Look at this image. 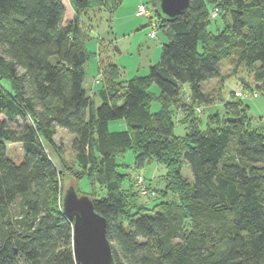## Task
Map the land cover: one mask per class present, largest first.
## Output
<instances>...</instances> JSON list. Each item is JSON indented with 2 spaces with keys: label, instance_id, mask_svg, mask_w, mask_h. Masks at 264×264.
I'll list each match as a JSON object with an SVG mask.
<instances>
[{
  "label": "trees",
  "instance_id": "obj_1",
  "mask_svg": "<svg viewBox=\"0 0 264 264\" xmlns=\"http://www.w3.org/2000/svg\"><path fill=\"white\" fill-rule=\"evenodd\" d=\"M121 2L0 0V264H79L62 211L65 176L91 185L86 194L106 219L112 264H264L262 127L238 97L225 100L223 114H209L204 129L193 116L195 104L211 100L202 82L220 78L224 60L245 66L253 86L241 82L264 96V0H189L172 20L147 0L167 39L158 62L146 75L118 80L119 68L100 58L101 87L92 96L84 87L91 27L81 20L89 10H105L110 20ZM219 13L223 26L209 31ZM177 108L183 135L173 133ZM117 119L125 129L110 130ZM56 128L73 135L77 168L67 175L47 150ZM15 142L20 162L6 153ZM128 150L135 168L164 166L161 189L147 182L158 201H139L134 177L119 170Z\"/></svg>",
  "mask_w": 264,
  "mask_h": 264
},
{
  "label": "rangeland",
  "instance_id": "obj_2",
  "mask_svg": "<svg viewBox=\"0 0 264 264\" xmlns=\"http://www.w3.org/2000/svg\"><path fill=\"white\" fill-rule=\"evenodd\" d=\"M139 2H143L142 4L147 8L150 6L147 0H122L121 4L113 12L110 20L105 10H89L83 16V20H81L83 28H87L88 24L91 27L89 30L90 37L84 42L88 52V58L84 64V87L88 94L93 96V93L97 92L101 87L100 58L104 62L114 63L119 68L118 80H128L135 75H146L149 66L158 62L162 43L166 42L167 39L165 34L157 28V24L149 8L150 16L143 17L135 14ZM220 26H223V18L219 13L216 18H211L207 29L216 32ZM101 44H103V48ZM221 64L222 76L220 78H210L202 82L205 92L211 95V100L209 103H197L194 105V107H200L201 109L200 112H195L193 115L196 120L200 121L199 127L202 129L206 127L209 114L215 112L223 114L225 100L237 99V96L234 94L235 91H244L249 97L242 101L244 105L248 106V113L251 115L252 121L257 126H261L264 133V96L259 91H257V96H251L256 89H253L254 91L247 90V86L241 82L245 81L253 86L252 75L243 65L234 68L235 66L230 60H224ZM181 87L182 99L187 101L188 83L182 84ZM149 90L156 95V98H153L150 104V109L154 112L160 106V102L157 99L159 88L156 84H152ZM176 112L173 114L175 121L173 133L183 135L186 132L185 124L177 119L180 116L178 108ZM125 127L126 124L123 119L111 120L109 122V129L112 131L123 130ZM72 136L65 129L56 128L54 143L52 146L47 147L50 156L58 168H60L61 162L65 163V175L69 171H72L70 167L73 169L77 168L74 162L73 151L70 148ZM6 153L14 161L20 162L23 158L21 143H6ZM118 162L121 164L119 166L120 171H128L130 173V181L135 175L141 173L145 176V182H149L152 188L161 189L164 186L163 175L165 168L156 161H150L142 168H135L134 153L132 150H128L118 159ZM181 172L188 181H193V175L187 162L182 164ZM64 179V192L69 185L73 184V186H76V189H79H77L78 192L90 195L91 185L86 179L80 180L77 184L74 183V179H67L66 176ZM132 180L137 189L135 179ZM138 199L146 203L159 200V198L152 200L147 193L141 195Z\"/></svg>",
  "mask_w": 264,
  "mask_h": 264
},
{
  "label": "water",
  "instance_id": "obj_3",
  "mask_svg": "<svg viewBox=\"0 0 264 264\" xmlns=\"http://www.w3.org/2000/svg\"><path fill=\"white\" fill-rule=\"evenodd\" d=\"M189 0H157V11L167 20L184 12ZM62 211L72 222V250L79 264H112L110 242L106 236V219L94 210L87 194H78L69 185L63 194Z\"/></svg>",
  "mask_w": 264,
  "mask_h": 264
},
{
  "label": "built area",
  "instance_id": "obj_4",
  "mask_svg": "<svg viewBox=\"0 0 264 264\" xmlns=\"http://www.w3.org/2000/svg\"><path fill=\"white\" fill-rule=\"evenodd\" d=\"M217 11H218V8L215 7L212 11H211V16L212 17H215L216 14H217ZM135 14L137 16H144V17H147V16H150V12H149V9L144 6L143 4H139L136 8V12ZM234 94L240 98V99H245L247 97H249V95L246 94V92L244 91H235ZM251 96H257V93L256 92H253V94ZM200 107H196V111L197 112H200ZM134 179H135V183L137 185V188L138 190L140 191V193L142 194H146L147 191H148V186H147V182H145L144 180V177L142 176V174L138 173L137 175L134 176Z\"/></svg>",
  "mask_w": 264,
  "mask_h": 264
},
{
  "label": "crops",
  "instance_id": "obj_5",
  "mask_svg": "<svg viewBox=\"0 0 264 264\" xmlns=\"http://www.w3.org/2000/svg\"><path fill=\"white\" fill-rule=\"evenodd\" d=\"M142 3H143V2H139L138 5H139V4H142ZM96 82H97V81H96Z\"/></svg>",
  "mask_w": 264,
  "mask_h": 264
}]
</instances>
